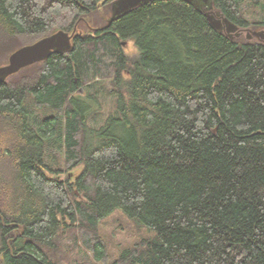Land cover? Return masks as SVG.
<instances>
[{
	"label": "trees",
	"instance_id": "obj_1",
	"mask_svg": "<svg viewBox=\"0 0 264 264\" xmlns=\"http://www.w3.org/2000/svg\"><path fill=\"white\" fill-rule=\"evenodd\" d=\"M104 1L0 0L7 36L76 27L32 83L0 82V264H58L66 234L90 264H264V41L227 36L184 0L141 3L107 27ZM245 2L212 0L241 28ZM101 78L113 111L92 126ZM115 211L156 234L110 261L98 228Z\"/></svg>",
	"mask_w": 264,
	"mask_h": 264
},
{
	"label": "rangeland",
	"instance_id": "obj_2",
	"mask_svg": "<svg viewBox=\"0 0 264 264\" xmlns=\"http://www.w3.org/2000/svg\"><path fill=\"white\" fill-rule=\"evenodd\" d=\"M105 5H107V10L102 9L101 13L103 15V18H108L110 15L111 10V3L104 1ZM103 3V4H104ZM100 3V5H103ZM247 6L246 12L247 17L250 20L249 25L243 29L240 38L254 40V36H252L251 32L254 30H264V26H256L253 27L252 23L253 21L258 20H264V0H246L245 4ZM108 11V12H107ZM91 23H97L98 25H102L103 21H98L97 19L98 15L96 16L95 13L91 14V16H87ZM98 21V22H97ZM78 29L82 30V34H86L90 31L88 27H86V24L81 21L78 24ZM248 29V30H245ZM249 35L248 38L246 36ZM37 36L33 35H17L15 36H7L5 33L0 31V62L8 57L9 53L15 49L18 46L28 44L33 42L36 39ZM124 52L128 54H135L136 53V47L134 45L133 40H125L122 43ZM4 60V61H5ZM42 70L41 63H36L34 65H30L29 67L23 68L15 75L9 77L7 81L14 85H22V84H30L32 83L39 73V71ZM98 83H96L99 86V93H98V101L94 100L95 103L91 104V108H94L96 113L91 117L90 125H100L104 118L107 116V114L110 111H113V98L110 96V87L109 79L108 78H101L97 79ZM93 83V81H88L84 83V87H80L79 90L76 92V94H84V89H87V91H91L89 86ZM90 84V85H89ZM30 112L33 116L37 115L41 119L47 118L49 116V112L47 109L36 107V105L30 107ZM57 150H52L49 159L56 161L58 160V163L60 165L63 164L62 159V152L60 151L58 154H54ZM54 156V158H53ZM55 159V160H54ZM82 171V167L78 166L74 168L73 170H70L68 173L71 176V181L77 177V175L80 174ZM61 177H64V174L61 175ZM77 193V192H76ZM15 232H17V229H15ZM98 233L100 237L103 239L104 243L106 244L107 251L109 253V259L110 261L116 259L120 253L126 249L133 246H137V244L143 239V238H151L156 233L155 231L147 228V227H141L137 226L131 219L126 217L123 213L120 211H115L105 217L101 222L99 223ZM69 234H66L64 237L66 238L65 242L62 243L59 248H62V253L64 254L65 259L61 258L58 261V264H90L91 261L88 257L84 254L85 250L82 247H73L74 243L69 241L67 237Z\"/></svg>",
	"mask_w": 264,
	"mask_h": 264
},
{
	"label": "water",
	"instance_id": "obj_3",
	"mask_svg": "<svg viewBox=\"0 0 264 264\" xmlns=\"http://www.w3.org/2000/svg\"><path fill=\"white\" fill-rule=\"evenodd\" d=\"M150 0H115L111 5L110 15L107 18V27L112 20ZM188 3L199 5L210 23V25L224 32L230 37H239V32L230 35L228 31L234 32L238 26L230 22L221 12L213 7L212 0H184ZM226 27V29H225ZM248 30V29H245ZM76 27L71 32L57 30L42 36L30 44H25L13 50L7 57V61L0 65V82H4L9 76L17 73L21 69L37 62L45 61L52 53H62L72 47V40ZM252 36L260 41H264V30L249 31ZM81 33V31H79ZM22 230V228H21Z\"/></svg>",
	"mask_w": 264,
	"mask_h": 264
},
{
	"label": "flooded vegetation",
	"instance_id": "obj_4",
	"mask_svg": "<svg viewBox=\"0 0 264 264\" xmlns=\"http://www.w3.org/2000/svg\"><path fill=\"white\" fill-rule=\"evenodd\" d=\"M112 3H113V2H111V5H112ZM225 29H226V27H225ZM243 29H244V28L238 27L234 32H232V31H228V32H229L230 35H234L235 33L239 32V34H240V36H241ZM248 37H249V35L246 36V38H248ZM255 39H256V38H255ZM256 40H258V39H256ZM6 61H7V59H6ZM6 61H5V62H6ZM5 62H3V63L0 62V65H1V64H4ZM34 64H36V63H34ZM34 64H33V65H34Z\"/></svg>",
	"mask_w": 264,
	"mask_h": 264
}]
</instances>
